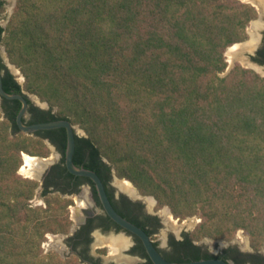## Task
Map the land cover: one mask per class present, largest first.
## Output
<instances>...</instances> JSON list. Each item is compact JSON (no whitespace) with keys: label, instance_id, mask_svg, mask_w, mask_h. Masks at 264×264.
<instances>
[{"label":"trees","instance_id":"obj_1","mask_svg":"<svg viewBox=\"0 0 264 264\" xmlns=\"http://www.w3.org/2000/svg\"><path fill=\"white\" fill-rule=\"evenodd\" d=\"M257 17L239 0H18L0 45L26 80L0 63L3 87L51 105L33 106L27 124L68 119L85 130L78 167L114 170L176 218L199 216L194 239L232 240L243 230L259 250L264 77L240 64L223 76L227 49L248 38ZM2 99L0 264H67L43 255L42 244L70 231L72 200L45 184L47 207H33L40 183L18 174L21 153L48 156L46 138L65 164L66 130L27 136L16 122L22 104Z\"/></svg>","mask_w":264,"mask_h":264},{"label":"flooded vegetation","instance_id":"obj_2","mask_svg":"<svg viewBox=\"0 0 264 264\" xmlns=\"http://www.w3.org/2000/svg\"><path fill=\"white\" fill-rule=\"evenodd\" d=\"M257 11L261 17L260 13L264 12V8L261 12L258 9ZM255 24L259 26L256 30L255 42L252 45L248 44L251 47L242 52L238 59L242 58L246 62L244 66L264 75V13L261 20ZM1 48L0 45V63L8 68L1 55ZM238 61L242 64L241 60ZM1 72L5 77V70ZM23 96L28 102L27 114L24 118L28 123L34 118L33 106H38L26 93H23ZM14 104L10 102L6 105L12 107ZM2 105L3 99H1V107ZM45 140L54 146L59 159L43 172L42 193L43 185L48 184L49 194H59L63 199L73 202L69 205L70 218L73 222L70 231L64 234L60 245H53L45 256H49L52 260L58 257L67 264H155L144 241L120 226L107 214L96 184L91 179L71 175L68 169L60 174V170L55 168L57 165L61 164L62 169L67 168L66 163H62L63 153L50 139ZM99 177L115 211L143 229L164 260L172 263L223 260L229 264H264V251L255 249L251 244L242 247L232 240L194 239L184 229L180 232H177V229L171 232L165 230V221L169 218L157 208L158 203L154 199L152 203L150 201L152 198L142 195L137 190L133 194L123 190L119 186L122 180L114 170L105 171ZM42 197L45 198L43 194ZM46 244L43 242V245Z\"/></svg>","mask_w":264,"mask_h":264},{"label":"rangeland","instance_id":"obj_3","mask_svg":"<svg viewBox=\"0 0 264 264\" xmlns=\"http://www.w3.org/2000/svg\"><path fill=\"white\" fill-rule=\"evenodd\" d=\"M0 1L3 2V4H4L3 5V12L0 15V25L3 28H7L9 22L11 21L13 15H14V12H15V9H16L17 3H18V0H0ZM239 1L244 2V3L251 4V3L246 2V1H243V0H239ZM251 5H253V4H251ZM258 10L261 12V9H258ZM254 20L256 22L259 21V20H261V17L259 16V12H258V17L256 19H254ZM253 24H255V23H252V21H251V23L249 24V26L247 28L248 38L245 40V41H247V43H237V44L248 45V44L251 43V41L253 39V35L256 36L255 35L256 34V30H255V27L253 28ZM250 34H252V36ZM237 44H234L233 46H235ZM1 46H2V48H1V55L3 56V59H4L5 63L7 64L10 72L16 77L17 81L22 86H24L26 79H25V77H24V75L22 73V70L20 68H18L17 65H15V64L12 63L11 59L9 58V56L7 54L5 45L3 43H1ZM233 46H231V48ZM229 50L226 51L225 56L227 58L228 68L230 67L231 69L229 70L227 68V71L223 74V76L227 75L237 64H240L244 68H247V66H244L245 64L242 62V60H243L242 58L235 60L234 63H230L229 58H228ZM238 60H241L242 64ZM261 76L263 77L264 75H261ZM24 92L30 97V99L32 100V102L36 106H38V107H40V108H42L44 110H48V109L51 108V105L48 102L43 101L38 95H36V94H30V93H28L26 91H24ZM53 110H54V112H57V108L56 107H54ZM0 111H2V108H1V99H0ZM3 119H5V118L2 117V120ZM74 126L76 127L79 136H82V137L87 136L85 130H83L79 125H74ZM26 135L27 136H30V137H33V138H37V136H35L33 134H27L26 133ZM45 144H46V146H47V148L49 150L48 156L47 157L35 156V157H39L42 160H46L44 162L45 163V167H44L43 171H45L48 167H50V165L52 163L53 164L56 163L58 161V159H59L58 153H57L56 149L54 148V146H52L51 144H49L48 141H46V140H45ZM23 154H24V152L21 153V157H22L23 165H24V155ZM23 165L19 169L18 174L21 175L24 178H29V179L38 181L40 183L39 187L36 189V193H35L34 198L31 200V205L33 207H40V206L47 207L46 199L42 197V178H37V176H30L29 177V176H26L25 174H23L21 172V169H22ZM122 181H126V180H122ZM148 197H153V196H148ZM152 200H153V198H152ZM156 202H157V200H156ZM166 207H168V206H164V207H161V208H158L157 207V208L160 209V211H161L162 214H164L163 211L165 209L169 210ZM68 210H69V212L71 214V211H70L69 207H68ZM170 210H171V208H170ZM170 213H171L173 219H167V221H165L166 222V226L164 227L165 230L170 231V232L172 230H174V229H177V232H180V231H182L184 229L185 231L188 232V234L191 235L192 232L196 229V227L201 223V218L199 216L187 217V218L181 220L179 218H176L173 215L172 210H171ZM64 234L65 233H57V234L48 233L46 235V238L47 239L45 241V243H47V244L46 245H43L42 244V248H43V252H44L43 255H46L49 252V250H51L53 248V245H57V244L60 245V241L64 237ZM160 237H164V236H160ZM206 238H210V237H206ZM232 241L239 243L242 247H244V246H246L248 244H251L252 245L250 237L247 236L244 233L243 230L238 231L237 234L235 235V237L232 239ZM43 246H45V247H43ZM261 249L264 251V242L261 245V247H260L259 250H261Z\"/></svg>","mask_w":264,"mask_h":264},{"label":"water","instance_id":"obj_4","mask_svg":"<svg viewBox=\"0 0 264 264\" xmlns=\"http://www.w3.org/2000/svg\"><path fill=\"white\" fill-rule=\"evenodd\" d=\"M254 6V5H253ZM261 17L263 16L262 13H260ZM256 21H252V23H255ZM229 47L227 51L230 49ZM231 69L230 67L228 68ZM25 94V92H23ZM5 98L8 100H18L22 103L21 109L17 114L16 122L20 129V131L27 133V134H35L39 131H45V130H53L58 128H64L66 130L67 134V147L65 151V163L67 166L68 171L75 176H82L87 177L91 179L97 187L99 197L101 199V202L103 204V207L107 214L120 226L125 228L126 230L136 234L139 238H141L145 246L148 250L149 255L151 256V259L154 261L155 264H229L223 260H201V261H195V262H186V263H172L168 262L163 259V257L157 252L155 247L150 241V236L140 227L136 226L132 222L128 221L127 219L123 218L121 215H119L115 209L113 208L111 202L109 201L104 185L101 181V178L99 175L93 171L86 169L84 167H78L74 163V155L76 152V136L78 135L76 127L71 123L68 119H60V120H54V121H48V122H40V123H34V124H27L24 121V118L27 114V107L28 102L26 98L23 96V94H9L4 90L3 87V74L0 70V99ZM39 158V157H38ZM44 172V171H43ZM43 172H41L37 178H41ZM126 180V179H121ZM128 181V180H126ZM130 182V181H129ZM133 184L132 182H130ZM134 186V185H133ZM135 187V186H134ZM135 189L138 191V189L135 187ZM153 198L155 201L156 199ZM169 209V207H166Z\"/></svg>","mask_w":264,"mask_h":264},{"label":"bare ground","instance_id":"obj_5","mask_svg":"<svg viewBox=\"0 0 264 264\" xmlns=\"http://www.w3.org/2000/svg\"><path fill=\"white\" fill-rule=\"evenodd\" d=\"M243 1H246V2H249V3L253 4L258 9L263 10V8H264V0H243ZM263 13L264 12H262V14ZM256 24H254V27H255V30H258L259 26L256 25ZM254 42H255V36L253 35V39L251 41V45L254 44ZM251 45L237 44V45L233 46L229 50V54H228V58H229L230 63H234V61L238 59V56H240L242 54V52H244L247 48H250ZM242 62L244 64H246V62H244V60H242ZM23 155H24V165H23V167L21 169V172L23 174H25L26 176H29V177L30 176H38L43 171V169L45 167V163L44 162L46 160H42V159H40L38 157L29 155L27 153H24ZM119 183H120L119 186L123 190H125L126 192L132 193V194L136 192V189L133 187V185L129 181H121ZM150 201L152 203L154 202L152 199H150ZM163 213L166 216H169L168 217L169 219H173L171 213L169 212V210L165 209L163 211Z\"/></svg>","mask_w":264,"mask_h":264}]
</instances>
